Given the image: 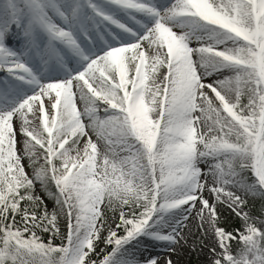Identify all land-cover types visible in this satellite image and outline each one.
Masks as SVG:
<instances>
[{
  "label": "snow or ice",
  "instance_id": "6c2138e0",
  "mask_svg": "<svg viewBox=\"0 0 264 264\" xmlns=\"http://www.w3.org/2000/svg\"><path fill=\"white\" fill-rule=\"evenodd\" d=\"M185 248L264 264V0H0V264Z\"/></svg>",
  "mask_w": 264,
  "mask_h": 264
},
{
  "label": "rangeland",
  "instance_id": "374dc122",
  "mask_svg": "<svg viewBox=\"0 0 264 264\" xmlns=\"http://www.w3.org/2000/svg\"><path fill=\"white\" fill-rule=\"evenodd\" d=\"M155 254V253H154ZM166 256V253H160ZM173 264H206V256L204 254L197 255L190 248H185L179 257L172 256Z\"/></svg>",
  "mask_w": 264,
  "mask_h": 264
}]
</instances>
